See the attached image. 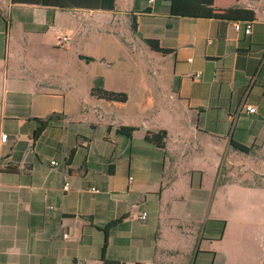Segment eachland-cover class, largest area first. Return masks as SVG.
<instances>
[{"label": "crops", "instance_id": "1", "mask_svg": "<svg viewBox=\"0 0 264 264\" xmlns=\"http://www.w3.org/2000/svg\"><path fill=\"white\" fill-rule=\"evenodd\" d=\"M123 4L117 11L114 0L106 11L69 9L61 0L45 6L0 0V135L6 136L0 142V264H263L260 232L258 251H250L243 231L225 225L219 235L206 228L220 217L205 209L232 202L231 194L264 204L263 185L235 181L233 169L224 168L225 160L233 166L228 155H264V0L184 4L178 18L162 0ZM117 13L134 26L127 37L156 61V94L138 112L149 106L164 114L152 125L120 121L118 127L135 128L130 139L117 136L118 127L96 136L91 122L77 127L83 107L92 105L95 78L84 56L64 47L67 39L61 42L90 23L112 42V54L103 58L124 60L129 38H115L109 20L88 21ZM126 20L121 27L128 31ZM235 22L250 23V34L236 32ZM51 115L57 117L47 123ZM140 128L164 131L163 150L138 138ZM192 153L199 155L195 164L180 163ZM167 155L179 163L166 168ZM141 212L144 220L137 219Z\"/></svg>", "mask_w": 264, "mask_h": 264}, {"label": "rangeland", "instance_id": "2", "mask_svg": "<svg viewBox=\"0 0 264 264\" xmlns=\"http://www.w3.org/2000/svg\"><path fill=\"white\" fill-rule=\"evenodd\" d=\"M123 5V0H117V11L123 9ZM75 14L76 13H73V16H75ZM80 16L84 17V15L79 13L77 18L80 19ZM91 20H98L100 24L102 23L104 25L107 24V20L111 21V23L115 25L113 34L116 36L115 38L118 40L120 39L121 42L124 40L123 37L126 38L128 35L131 36L130 20H126L125 17H122L119 13L108 17L94 15L88 21ZM125 20V27L128 31L123 30L121 27V25L125 23ZM89 24L90 23H84L78 34L73 38L68 39L67 36L64 37V39H67V43L64 47H68L72 52H77L80 58L82 56H84L82 58L88 57L87 59L90 61H87V74L93 75V78L101 77V89L114 94L124 95L125 102L119 103L124 105V107L117 108V105L114 104L117 102L106 103V101L100 97H95V95L94 97L91 96L89 91V95L93 98L92 105L90 106L89 104L83 107L86 109V112L82 113V122L80 125H77V127L82 129L88 122H91L94 127L93 132H95L96 136L97 133L104 131L107 126L111 129L118 127L120 121L123 119L136 118V120L141 123L152 125L153 120H155L157 116L156 111L150 110V107L147 106L146 108L148 109L140 113L138 112V108L146 101V97H152V95L156 94V90L151 86V72L156 65V61L150 57L147 51H144V45L134 39V37H127L129 39L125 40V45L123 44L128 48L124 53V60L114 59L108 62L103 57L112 54V42L105 41L106 32H104V28L96 26L89 27ZM139 35L142 36L141 33H139ZM62 39L61 42H63ZM139 52H143V54L139 56ZM137 84L139 86L135 87ZM46 87H51V85L47 84ZM59 88L63 89V87ZM78 93L83 95V91L81 90H78ZM161 110L162 108L159 109V115L156 118H161L163 122L164 117L162 116H164V114L160 112ZM144 132V128H140L139 134L136 136L142 139ZM110 137H114L113 131L110 132ZM196 158H199L198 154H188L180 163L187 167V165L195 164ZM228 159H232L233 166L230 167L229 164H227V160H225L224 168L228 167L233 169V180L243 183H260L264 186V155H243L239 153L237 156L230 157L228 155ZM164 162L166 168L179 163L176 161V158L171 155H167ZM166 174H168V171H166ZM227 178L226 172H223L221 177L222 181L224 182ZM231 196H233L232 202L227 203L222 201L218 204H206L205 210L210 213V216H213L215 212L216 215L220 217V221H222L224 228L225 225H227L228 228H236L243 231L245 234L243 237L245 244L250 251H258V244L260 243H256V240L260 232L263 239L260 244L262 247L260 260L264 264V204H260L255 201V198L251 197H247L245 200L244 198L241 199L237 197L235 200V194H231ZM261 206L263 209L259 212ZM256 207H258V210Z\"/></svg>", "mask_w": 264, "mask_h": 264}, {"label": "trees", "instance_id": "3", "mask_svg": "<svg viewBox=\"0 0 264 264\" xmlns=\"http://www.w3.org/2000/svg\"><path fill=\"white\" fill-rule=\"evenodd\" d=\"M48 0H11L12 4L18 5H34V6H45L47 5ZM69 9H81V10H106L112 11L114 6V0H61ZM163 2L168 4V14L172 18L181 17L182 14V6L184 4H190L199 7H211L213 4V0H162ZM131 31L134 33V26L131 24ZM155 51H160L161 53H167L165 50L158 49L157 47H151ZM84 61H90L87 58H82ZM102 79L100 77H96L90 88V94L94 97H100L106 102H117L123 103L125 102V96L122 94H114L111 92L104 91L101 89ZM57 117L56 115H51L47 117L45 120L49 123L52 118ZM135 128L119 126L115 130V134L117 136H122L126 139H130L132 134L135 132ZM166 138V133L164 131L158 132H146L143 136V142L147 145H150L156 149L163 150L164 142ZM232 147L242 153H247L248 150L243 149L241 146L233 144ZM215 227L219 235L223 231L224 227L222 221H207L206 228Z\"/></svg>", "mask_w": 264, "mask_h": 264}, {"label": "built area", "instance_id": "4", "mask_svg": "<svg viewBox=\"0 0 264 264\" xmlns=\"http://www.w3.org/2000/svg\"><path fill=\"white\" fill-rule=\"evenodd\" d=\"M151 1H152V0H149V2H151ZM233 29H234L236 32L241 31L244 35H248V34H250L251 24H250V23H244V24H241V23H239V22H235V23H233ZM62 40L65 41L64 38H63ZM188 61H189V60H188ZM198 76H199V74H195V75H194V78L197 79ZM241 109H242L245 113H247V114H254V113H255V108H253L252 106H249V105H243V106L241 107ZM5 139H6V136H5V135H0V142H1V143H4ZM49 165H50L51 167H53V168H57V167H58V163L55 162V161H50V162H49ZM127 180H128V182H131V178H127ZM67 187H68V184H67V183H64L62 188H63V190H66ZM91 191H92L93 193H96V191L93 190V189H91ZM145 217H146V214H145L144 212H141V213L139 214V216L137 217V219H139V220H144Z\"/></svg>", "mask_w": 264, "mask_h": 264}]
</instances>
